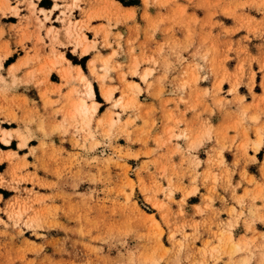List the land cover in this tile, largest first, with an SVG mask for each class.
<instances>
[{
  "label": "rangeland",
  "instance_id": "1",
  "mask_svg": "<svg viewBox=\"0 0 264 264\" xmlns=\"http://www.w3.org/2000/svg\"><path fill=\"white\" fill-rule=\"evenodd\" d=\"M115 30L173 35L125 70ZM253 40L264 45V0H0V264H264V97L243 56Z\"/></svg>",
  "mask_w": 264,
  "mask_h": 264
},
{
  "label": "crops",
  "instance_id": "2",
  "mask_svg": "<svg viewBox=\"0 0 264 264\" xmlns=\"http://www.w3.org/2000/svg\"><path fill=\"white\" fill-rule=\"evenodd\" d=\"M55 7V6H54ZM129 7L128 9H136L137 13H140L141 11V8H142V5H130V6H127ZM56 8V7H55ZM54 8V9H55ZM43 11H45V9H42ZM53 10V8L51 9V11ZM6 27V26H5ZM7 28V27H6ZM164 31V33H162ZM117 32H123L124 33V38L122 40V48L119 49V57H117V60L121 61L122 63H124V68L125 70L128 69V67L131 65L132 63V59L134 57L133 54L137 55L138 57L142 55V52L143 50H150L157 47L158 43H157V40L160 42H163L165 41L167 38H169L171 35L173 34H170V33H165V30H160L159 32H157L155 35H154V38L155 40H150L148 41V38H147V34H149V36L152 34V30H115L114 33H117ZM177 36H178V39L179 41H183L185 39V32L182 31V30H176V33H175ZM174 34V35H175ZM5 38H8V35H5ZM150 38V37H149ZM171 38V37H170ZM194 48H197V47H200L202 49V47L204 48V46L202 45H199L198 43L197 44H194L193 45ZM10 47L12 50L15 49V44H13V42H10ZM134 47V50L131 51V48ZM192 48V47H191ZM225 49H226V52L228 50V44L225 45ZM248 51L249 53H245V57H247V61H252V67H253V70L255 71L256 73V83L259 82V84L261 85V91H255V93L258 95V97H264V45L261 44V42H254V40L252 42H250L248 44ZM70 51H73L72 48H69ZM78 54L75 53V55H79V51L77 52ZM88 53V52H87ZM13 54V53H12ZM86 54V53H85ZM96 52L95 51H91L89 53V56L92 55L91 57H87V59L85 60V63L87 65L88 61L90 58L93 57V55H95ZM24 55L21 54L20 57H23ZM19 57V58H20ZM81 57V55H80ZM19 58H17V60L11 62V63H17ZM232 59L231 60H227V67L230 68V69H233L234 66L236 65V58L234 55H232L231 57ZM234 58V60H233ZM69 63H70V60L68 58H66ZM71 64V63H70ZM77 64H80V63H77ZM82 67L83 65L80 64ZM5 60H4V66H3V71L1 70V72H6V67H5ZM142 66H145V65H142ZM250 64H248L247 62V68H249ZM263 66V67H262ZM81 67V68H82ZM84 68V67H83ZM83 70V69H82ZM114 75L116 76V74L114 73ZM18 78L23 81H25L27 79V74L26 72H19L18 73ZM89 76V74H88ZM154 76L156 77L157 76V73L155 72ZM90 77V76H89ZM259 78V79H258ZM18 79V80H19ZM128 79H129V76H128ZM21 80V81H22ZM94 83H98L95 79H93ZM28 83H22V84H17L16 86H14L15 90H17V92L21 93L23 96L24 95H27L29 97V99L31 100L30 103L33 104V102H35V100H37V105L41 106V103H40V98H36V97H33V95H31L27 90H29V86H27ZM31 85V84H29ZM144 87V85H142ZM158 86V79L155 78V83H154V87L152 88V92H154V88H156ZM95 88V87H94ZM118 93V92H117ZM96 96V91H95V95L93 97V99L95 98ZM166 95H164L163 97H165ZM252 97L250 93H246V99L247 101L249 100L248 98ZM258 98H256L255 100H257ZM96 101V100H95ZM148 103H149V106H152V105H156L157 107H159V102L156 100V99H153V97H148L147 99ZM98 104L99 102L96 101ZM262 102V101H260ZM263 103V102H262ZM106 102H102L101 101V105H100V108H99V112H98V115L101 114V107H105L106 105ZM181 109H186V105L185 104H181L180 105ZM98 109V107H97ZM165 113H166V110L165 109H160L159 112H155V113H152V117L153 118H156L158 120V123H157V127L154 128V133H161L163 131V127H164V119H165ZM186 116L187 118H190L192 120H195L196 119V115H195V111H191V110H187L186 112ZM208 115H203V117H207ZM210 121L215 125H217V121H215V117L214 115H210L209 117ZM163 122V123H162ZM182 144V146L185 148V142H180ZM209 143H207L208 145ZM200 148L202 149V147L200 146ZM199 148V150H200ZM262 151H264V140H263V146L261 148ZM193 153H195L194 151H192ZM201 153H203L202 151H200ZM258 153L259 152H256L254 153L252 149L249 150V155L250 156H255L256 159L261 162L262 159L261 157L258 156ZM185 155H188L187 153ZM203 156V155H202ZM225 156L226 158H232V156L229 154V153H225ZM229 156V157H228ZM199 158L201 160H203L200 156ZM203 158H206V155L203 156ZM175 160L174 161H177L178 162V158L175 157L174 158ZM204 166V164L199 167V170L200 168H202ZM259 165L258 163L256 162H252L250 163V165L248 166V170H249V173L250 172H253L255 173V176L256 178L260 179V181L263 180V178L260 176V172H259ZM253 170V171H252ZM256 170V171H255ZM236 176V175H235ZM206 193V190H204L202 187H199V191L198 193L194 194V195H191L189 197H187L186 199V205H185V209L187 212H192L193 211V206L194 205H197L199 203H203V197H202V194H205ZM223 192H221L222 194ZM175 199L176 200H179L182 198V193L181 192H175ZM218 199V198H217ZM216 205L215 206H218V207H221L222 204H218V201L216 200ZM173 208L174 209H177V204H173Z\"/></svg>",
  "mask_w": 264,
  "mask_h": 264
},
{
  "label": "bare ground",
  "instance_id": "3",
  "mask_svg": "<svg viewBox=\"0 0 264 264\" xmlns=\"http://www.w3.org/2000/svg\"><path fill=\"white\" fill-rule=\"evenodd\" d=\"M86 49H87V48H86ZM83 53H84V52H83ZM85 53H87V50H86ZM64 58H65V57H64ZM65 59H66V58H65ZM66 60H67V59H66ZM64 71H65L66 74H68L70 70L68 71V70L66 69V70H64ZM77 74H78L79 79H80L82 82H84V84H85V86H86V95H87L88 97H91V98L94 97V95H95V88H94V85H93V83L91 82V80L88 78L87 74L84 73V71L82 70V68H81L80 66L77 67ZM112 94H113V91H112V90H107V91H106V95H107L108 98H110V97L112 96ZM78 106H79V108H80L83 112H85V113L90 112L91 110L94 111V112H96L97 107H98V105H97L96 102H93V103L91 104V106H89L87 100L84 99V98H82V99L80 100ZM3 132L5 133V135L3 136V140L6 142V144H10V143H11V139H10L8 136H6L7 134H9V133H8L9 131H8V130H4Z\"/></svg>",
  "mask_w": 264,
  "mask_h": 264
},
{
  "label": "trees",
  "instance_id": "4",
  "mask_svg": "<svg viewBox=\"0 0 264 264\" xmlns=\"http://www.w3.org/2000/svg\"><path fill=\"white\" fill-rule=\"evenodd\" d=\"M87 59V56H85V57H83V61H81V62H78V61H76V60H74V63H80V64H82L83 65V67H85V60ZM96 89H97V87H96ZM99 96V95H98Z\"/></svg>",
  "mask_w": 264,
  "mask_h": 264
}]
</instances>
